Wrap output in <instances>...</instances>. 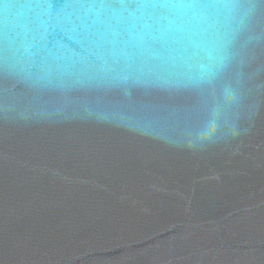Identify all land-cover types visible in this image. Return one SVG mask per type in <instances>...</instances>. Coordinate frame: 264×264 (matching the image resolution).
<instances>
[{"label": "water", "instance_id": "1", "mask_svg": "<svg viewBox=\"0 0 264 264\" xmlns=\"http://www.w3.org/2000/svg\"><path fill=\"white\" fill-rule=\"evenodd\" d=\"M0 264H264V0H0Z\"/></svg>", "mask_w": 264, "mask_h": 264}]
</instances>
